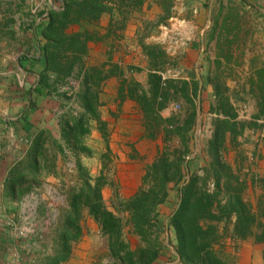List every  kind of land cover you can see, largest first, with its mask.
Here are the masks:
<instances>
[{"label":"rangeland","instance_id":"1","mask_svg":"<svg viewBox=\"0 0 264 264\" xmlns=\"http://www.w3.org/2000/svg\"><path fill=\"white\" fill-rule=\"evenodd\" d=\"M103 5L106 8L103 14L109 17V32H113L115 41L110 50L124 52L117 42L122 40L120 33L130 24L136 45L145 57L129 70L145 67L161 77L160 95L152 106L158 109L162 99L164 105L147 115L145 120L150 135L161 136L159 153L180 145L176 135H169L166 140V131L185 130L189 148L185 160L190 174L195 172L202 177V169L210 163L208 150L214 130L220 122L229 120V125L222 128L221 160L230 168L233 166V175L239 177L243 189L241 197L251 220L247 229L238 230L234 214L223 215L219 222L203 221L201 224L215 227L217 241L213 243V250L223 264H240L243 243L264 244V207L261 201L264 182L252 173V169L261 165L262 155L258 146L264 140V85L261 81L264 76V0H103ZM62 6L63 0H0V133L5 136L0 139L2 143L10 142L5 135L6 124L7 129L13 128L14 116L19 112L23 115L30 108L23 99L28 98L27 93L35 79L21 70H27V66L29 70L40 69L35 65L37 59L42 61L44 68L39 47L45 42L42 30L47 23L46 15L52 10L60 12ZM100 17L96 21H81L65 27L62 36L65 40L58 51L69 60L74 57L79 61L73 66L71 75L59 81L54 73L47 72L52 85L51 101L41 112L31 109L38 118L35 123H40L39 119L44 122L41 129L36 128L35 131L36 136L40 135L41 149L38 169L33 175L30 174L28 160L20 166V173L25 176L20 186L21 193L32 185L38 189L37 208H31L35 201L30 199L23 214L2 218L3 228L15 226L11 234H17L14 238L19 244L18 253L31 264H47V259L62 252V233L69 230L66 239L74 235L73 228L67 226L65 220L72 214L74 195L84 189L85 179L89 178L83 168H78L79 162H85L87 157L90 161L95 160L99 154L96 150L102 152L111 140L106 122L98 123L101 133L98 140L91 137L89 128H94V120L89 118L84 122L87 134L82 135L81 129L71 131L69 143L60 135L62 124L68 122L72 128V119L82 113L79 94L83 90L81 84L86 72L94 79L90 87L97 96V108L99 106L106 63L90 66L87 52L88 45H92L91 50L95 52L93 45L102 39ZM23 56L26 59L20 62ZM98 74L100 81L96 82ZM202 78L204 84L200 87ZM209 85L211 95L207 90ZM150 91L149 84L147 99L151 98ZM19 103L23 104L20 109L17 107ZM223 104L227 106L225 109ZM163 110L165 118L160 115ZM224 111H230L233 117H226ZM232 123L233 127L230 126ZM245 132L246 136H242ZM104 152L101 153L100 183L105 185L114 166L113 154ZM188 177L186 175L185 179ZM227 181L230 190L225 189ZM213 183L212 178L208 179L206 189L209 193L215 191ZM220 184L214 207L218 202L223 205L227 194L231 195V190L239 187L235 180L227 178H223ZM176 190L175 187L169 190L172 197L160 205L157 212L159 232L156 236L162 247H168L170 262L179 260L175 251V233L169 225V218L178 202ZM115 203L118 208L121 202ZM118 217L123 225L121 240L124 246L137 254L145 243L130 231L126 224L127 215ZM95 225L85 217L82 209L76 221L81 235L69 241V253L73 246L80 245L84 237L88 242L93 240L98 246H105L108 239L102 234L96 239ZM248 256V252H242V259ZM65 263L67 261L62 264ZM96 264L120 262L101 254Z\"/></svg>","mask_w":264,"mask_h":264},{"label":"trees","instance_id":"2","mask_svg":"<svg viewBox=\"0 0 264 264\" xmlns=\"http://www.w3.org/2000/svg\"><path fill=\"white\" fill-rule=\"evenodd\" d=\"M105 11L103 0H63L60 12L52 10L46 15L47 23L42 30V37L45 42L39 47L40 57L44 61L43 73L38 81V87L31 88L27 93L31 109L35 110L37 108V104L31 101L34 95L50 96L52 92V85L47 72L54 73L58 79L57 81H59L70 76L73 66L79 61L78 58L74 57L73 60H69L58 51L65 40L62 37L65 27L81 21H96ZM25 59L26 57L23 56L20 62ZM149 77L151 81V83L149 82L151 85V98L147 99L144 94L138 97L139 102L145 109L146 116L160 110L164 105L162 99V102L158 103V109L153 108V103L157 102V97L160 95L161 77L156 73L151 74ZM99 78L98 74L96 82L100 81ZM261 81L264 85V76ZM91 83H94V79L86 72L82 78L81 88L83 90L79 94L82 113L72 119V128L68 122H64L61 126V128L63 127L60 130L61 138L67 143L70 141L71 131L81 129L82 135L88 133L84 124L86 118H97V96L92 92ZM222 107L225 109L227 106L223 104ZM224 113L226 117H233L230 111H224ZM227 121L229 122V120ZM227 121L225 119V121L220 122L214 130L208 150L210 163L202 169V177L195 172L190 174L185 160L189 152L185 137L186 131L183 129L166 131L165 139L167 140L169 135H176L180 145L173 150L166 148L159 153L156 159L146 168L138 190L125 202H121L117 208L119 212L127 213L126 224L130 227L131 232L145 243V247L139 250L137 254L127 250L124 246L121 240L123 226L121 219L108 210L103 203L100 193L103 184L97 182L94 186H91L86 180L84 189L81 188L73 197L70 213L74 215L69 214L65 220V224L67 226L71 225L73 228L74 235L70 239H66L69 230L64 231L62 233L64 246L61 254H55L52 258L47 259L46 263L60 264L69 258L68 243L71 240L78 239L81 235L80 228L76 226V221L81 215V210L85 208L98 224L102 235L107 237L109 251L113 259L119 261L120 264H151L165 248L159 244L156 236L159 232L157 225L158 207L169 199V190L175 187L178 202L169 218V225L175 233V251L179 257V264H223L213 250V243L217 241L215 227L211 225L204 227L201 222H219L223 219V215L234 214L236 216V230H238L239 228L247 229V223L251 220L249 211L246 209L241 197L243 189L239 177L234 176L230 166L221 160L219 146L223 145L224 130L222 128L229 125ZM230 126L233 127V123ZM40 140V135L35 136L31 151L28 154V161L26 160L31 175L38 169L39 150L41 149ZM22 164L24 162L15 166L9 175L10 190L13 195L16 187L20 188L19 192L21 193L20 185L25 177L23 172L20 173ZM186 175H189L188 179H185ZM210 178L214 180L215 191L212 193H209L206 189L207 181ZM223 178L235 180L239 187L231 190V195L227 194L223 205L218 202L217 206L214 207L215 199L221 189L220 182ZM228 183V181L225 183L226 190L231 189ZM238 225H241V227Z\"/></svg>","mask_w":264,"mask_h":264},{"label":"crops","instance_id":"3","mask_svg":"<svg viewBox=\"0 0 264 264\" xmlns=\"http://www.w3.org/2000/svg\"><path fill=\"white\" fill-rule=\"evenodd\" d=\"M99 20L102 39L96 45H93V47L95 46V52L91 50L92 45H88L87 60L90 66L106 63V72L104 73L100 87L99 106L96 109L97 118L93 119L94 128H89V130H92L91 137L98 140L101 136L98 130V123L106 122L109 127L108 133L111 140L105 144L102 152L98 149L96 150L99 154L95 156L97 157L95 160L90 161L87 157V160L85 162L83 161L84 163L79 162L78 168H83L86 171L89 178L87 177L85 180H88V183L94 186L95 183L100 182V177L102 176L101 161L103 159L101 158L103 154L101 155V153L105 151L113 154L114 168H112L113 171L106 184H103L100 188V193L106 208L116 216H120L127 215V213L119 212L115 202H125L141 186L146 168L155 160L161 151L162 139L161 136H151L147 131L145 125L146 112L138 99L141 94H144L146 98L149 97L148 77L153 71L145 67L139 68L140 70H129L130 66L139 64L145 57L140 47L136 45L134 32L131 31L130 24L127 25L125 31L120 33L122 40L119 42L116 41L121 44V49L124 52L115 53V49L110 50L111 45L115 41L113 32H109V17L103 14ZM106 52L109 55H106ZM35 63L40 68L37 71L34 68L29 70L28 66L26 67L27 70H21L23 74L35 79L32 88L38 87V81L43 73L42 61L37 59ZM202 80L203 78L199 84L200 87L202 83L204 84ZM207 90L209 91V95H211L210 85ZM199 97L200 94L198 93L197 98ZM203 98L205 97L203 96ZM23 101L29 107L28 98L25 97ZM31 101L37 104L36 112H41L42 109L45 110L44 107H46L47 102H50L51 99L46 95H34ZM19 106L22 108L23 104H17L18 108ZM164 111L160 114L163 118H165ZM16 115L12 119L13 128L10 127V129H7L6 124L5 135L10 139L8 140L10 142L5 144L0 140V264L32 263L27 261V259L25 261L24 255L22 257L19 255V244L15 240L17 234L14 236L11 234V229H14L15 226L13 227L11 225V229L9 227L6 228V226L3 228L2 224L4 223L2 218L4 216L16 217L23 214L24 209L30 204L28 203L30 199L35 201L31 208H37L38 189L32 185L23 193L19 194L20 188L16 187L15 194L13 195L10 190L9 175L15 166L27 160L32 148V142L36 136V128L41 129L44 122L39 119L40 123H35L37 117L33 114L31 108H28L23 115L22 112ZM3 120L5 121L4 117ZM242 136H246V132ZM2 137H5L4 133H0V139ZM260 143L258 148L262 155L261 165H259L261 168L258 166L259 169H252V173L264 182V140H261ZM144 155H146L145 158L147 159L144 158ZM261 195V201L264 207V193ZM170 197L172 195H169ZM262 211H264V208ZM84 215L96 223L85 208ZM95 226L97 227L96 239H98L102 233L97 223ZM83 239L79 246H73L71 248L70 256L65 264H96L97 257L101 254L111 259L107 240L103 247L101 244L98 246L96 241L91 240L88 242L87 237ZM105 239L107 238L105 237ZM252 243L242 244V252H248L249 256L242 259L241 252L240 264H264V244L253 245ZM248 249H250V252ZM168 250V247H165L163 253L161 251L157 259L151 262V264H178V258L175 262H170L168 259ZM171 253L174 254L172 250Z\"/></svg>","mask_w":264,"mask_h":264},{"label":"built area","instance_id":"4","mask_svg":"<svg viewBox=\"0 0 264 264\" xmlns=\"http://www.w3.org/2000/svg\"><path fill=\"white\" fill-rule=\"evenodd\" d=\"M175 107V109H178V106H174Z\"/></svg>","mask_w":264,"mask_h":264}]
</instances>
